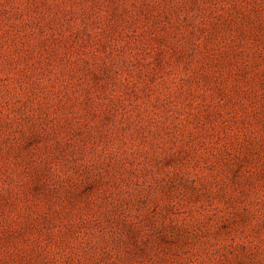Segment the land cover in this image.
Wrapping results in <instances>:
<instances>
[{
  "label": "rangeland",
  "instance_id": "obj_1",
  "mask_svg": "<svg viewBox=\"0 0 264 264\" xmlns=\"http://www.w3.org/2000/svg\"><path fill=\"white\" fill-rule=\"evenodd\" d=\"M0 264H264V0H0Z\"/></svg>",
  "mask_w": 264,
  "mask_h": 264
}]
</instances>
